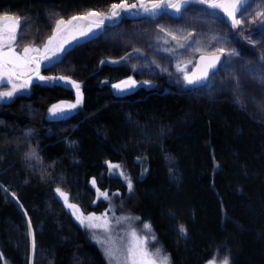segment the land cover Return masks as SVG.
I'll list each match as a JSON object with an SVG mask.
<instances>
[{"label": "trees", "instance_id": "16d2710c", "mask_svg": "<svg viewBox=\"0 0 264 264\" xmlns=\"http://www.w3.org/2000/svg\"><path fill=\"white\" fill-rule=\"evenodd\" d=\"M128 1L0 0V15L22 21L21 43L39 45L61 20ZM233 28L244 55L224 63L210 90L171 91L154 79L117 96L132 50L101 34L54 68L83 83V108L71 118L48 115L74 99L57 85L26 86L0 103V264H109L58 189L87 215L116 196L151 225L172 264H264V42L252 49Z\"/></svg>", "mask_w": 264, "mask_h": 264}, {"label": "rangeland", "instance_id": "374dc122", "mask_svg": "<svg viewBox=\"0 0 264 264\" xmlns=\"http://www.w3.org/2000/svg\"><path fill=\"white\" fill-rule=\"evenodd\" d=\"M225 1L229 5H237L232 9L236 19L239 20L238 24H234L233 20L228 18L225 12L204 11L200 8L199 0H188L179 12L172 9L170 13L160 20L154 21L152 18L133 19L131 23L121 30L119 29L117 33H112V28L117 27V25L113 26L117 22V16L121 17L123 21L128 17L124 13L123 8L117 9L116 12L118 14L114 16L115 18L111 16V9L106 14L90 16L96 22L77 20L57 41L58 56H56V60L75 45L104 34L109 39L111 38L110 42L112 46L117 45L123 49L132 50L130 52L132 56L130 55L129 59H126L127 61L124 62V66L129 73L128 78H134L139 86H143L146 83L149 84L154 79H165L168 82V90L186 91L190 87L183 83L184 77L196 65L199 55L203 53H223L226 56L225 64L236 61L244 55L239 42L241 40L234 36L233 24L236 28H240V35L243 36L242 42H245L252 49H255L264 42V14H261L264 13V0ZM142 2L150 7L153 0H129L127 3L129 6L133 4L137 5V7H134L135 14L139 15L142 13L140 7ZM5 17H9L10 19H5ZM14 19L18 18L10 14L0 15V49L12 48L21 52L23 50H21L20 46H23L22 49L25 47L40 49L39 52H29L27 56L41 53L42 46L46 42L39 45L32 41L24 44L19 43L22 22L20 19H18L20 27L17 33H10L6 30V23ZM66 25L67 23L61 25L60 30ZM30 28L32 29L33 27L30 26ZM13 34L15 35V40L9 39ZM173 36L176 39H173ZM169 43L178 45V52L170 51V46L168 45L162 46ZM147 47L148 51L146 52ZM120 81L116 80L115 82L118 83ZM75 84L79 85L80 102L77 103V88L75 87V90H72L74 99L57 102L52 105L48 113L50 117H52V109L55 105L68 106L74 104L76 105L73 107L75 113L83 108L85 97L83 83L75 81ZM211 87L212 82L205 88L210 90ZM8 91L12 90L8 89V87L1 88L0 93ZM17 93L15 91L11 97L0 98V103H9ZM61 193L65 195H61ZM57 194L64 201L76 220L89 231L92 240L101 247L109 264H132L133 258L128 255V249L134 245L138 249L137 257H139L140 252H143L147 254L144 257L145 259L150 258L156 264H161L163 257H167V264H172L170 256L163 247V243L155 235L152 228L148 229L145 227L146 224H149L142 221L137 215L124 209L122 206L124 202L121 201L120 203L118 201L120 199L116 196L111 198L110 206L105 212L87 215L72 201L68 193L59 189ZM65 196L67 199H65ZM70 204L76 207L70 208ZM81 214L83 217L92 216L100 219L85 220V223L82 224L80 219L77 218ZM90 223L98 224L100 227H89L88 224ZM105 228L108 231H105ZM132 232L137 234L140 238L139 241H136L132 237ZM101 240L106 241V243H100L99 241ZM109 248L114 251L116 260L109 257L106 251Z\"/></svg>", "mask_w": 264, "mask_h": 264}, {"label": "snow or ice", "instance_id": "6c2138e0", "mask_svg": "<svg viewBox=\"0 0 264 264\" xmlns=\"http://www.w3.org/2000/svg\"><path fill=\"white\" fill-rule=\"evenodd\" d=\"M188 0H153V2L151 3L150 7L146 6L143 2L140 4V7L144 8L145 11H155L156 9H161V8H171V9H174L176 12H179L181 7L187 3ZM200 3H208L210 7L212 8H224V10L226 12H228V15L232 17V20H233V23L234 24H238L239 23V20L236 19L235 17V14L232 12V11H229V7L231 8H235L237 5L236 4H231V5H225V4H220V3H216L214 2V0H199ZM128 7H137V5L133 4L131 6L125 4V3H120V4H113L112 5V11H111V16H116L118 13L116 12V9L117 8H128ZM261 14H264V13H261ZM94 15H97L96 13L94 12H90L87 14V16H94ZM85 17H72L71 20L65 22L63 20L59 21L56 25V28H57V31L60 30V27L61 25H64L65 23L67 24H71L73 20H77V19H83ZM5 19H10L9 17H5ZM14 25L18 26L19 25V20L18 19H14ZM13 33L15 32V27H13L12 29ZM189 35H191V33H189ZM9 39L11 40H15V35H11L9 37ZM173 39H176L175 36H173ZM51 40H49V44H51ZM183 46V45H181ZM48 48L47 46H45V49L44 51L47 52ZM40 49L39 48H30V47H25L23 49V53L24 55L23 56H20V55H17L14 51H10V52H7V53H4V52H0V76H3V75H7L9 80L12 79V76L15 75L14 72H9L6 68V65H13V66H18L19 62H23V63H31L32 62V59H29L27 57V54L29 52H39ZM222 51V50H221ZM17 78H19V76H17ZM39 79L41 80H64L65 78L64 77H44V76H40ZM30 83V79L29 80H26L23 84L19 85L20 88H23V87H26L28 84ZM73 84H75V82H71ZM135 82L132 81V82H128V81H125V82H122V84H117V85H114L115 88H121L122 85L123 86H131V84H134ZM189 83H192L191 80H189ZM75 87L77 88V103L80 102V95H79V85L78 84H75ZM17 90V85L16 84H13L12 85V91H8V92H2L0 93V98L2 97H11L14 92ZM76 105H68V107H75ZM63 109L61 108L60 105H55L53 106V109L52 111L53 112H56V111H62ZM30 155H33L35 156V152L31 153ZM114 167H119L118 165H115ZM93 184H95V181H93ZM129 188H131V182L129 181ZM59 191V189L57 190ZM61 195H65L64 193H61ZM102 195H104L105 197L107 196L106 193H102ZM65 199H67V197L65 196ZM70 208H75L76 206L75 205H69ZM78 219H80L81 223H85V220L87 221H92L94 219H100V218H96V217H92V216H89V217H83L82 214L81 216H78L77 217ZM89 227H100V225L98 224H88ZM146 228L150 229L151 226L150 225H145ZM105 231H108L107 228H105ZM180 232L181 233H184L186 232V229H184L183 227H181L180 229ZM132 237L136 240V241H139L140 238L137 236V234L135 232H132L131 233ZM154 239V237H153ZM100 243H106V241H99ZM137 246L134 245L132 247H130L128 249V255L130 257H132V264H156V262L150 258L148 259H145L144 257L147 255L146 253H143V252H140V255L139 257H137ZM108 252V255L111 259L113 260H116V256H115V253L114 251L109 248L106 250ZM161 264H167V257H163L162 258V262ZM221 264H229V261L227 258H225Z\"/></svg>", "mask_w": 264, "mask_h": 264}, {"label": "flooded vegetation", "instance_id": "af4514ba", "mask_svg": "<svg viewBox=\"0 0 264 264\" xmlns=\"http://www.w3.org/2000/svg\"><path fill=\"white\" fill-rule=\"evenodd\" d=\"M199 5L201 6L200 8L203 9L206 12H221L224 13L225 11L222 8H217V9H210L206 3H200ZM142 11L144 8H142ZM124 13L128 15L127 19L131 20H139L140 18H137L138 15L135 14V9L132 7H128L124 9ZM170 10L168 8H161V9H156L155 11H149L148 12V17L147 18H152L154 21L155 20H160L163 19L164 16H166L168 13H170ZM117 11V9H116ZM131 15V16H129ZM227 16V15H226ZM117 18H120L117 16ZM121 19V18H120ZM123 20L121 19V22ZM67 31V29L63 32L60 33L58 38L52 43L48 44L47 42L42 46L41 53H37L33 56H27L29 59H32L31 63H25L23 66H13L11 64L6 65V68L9 72H14L15 75L12 76V79L9 80L7 75L0 76V90L1 88H7L12 90V85L16 84L17 85V92L19 93L23 89L26 90V87L20 88L19 85L23 84L26 80L30 79V83L27 85V87H30L31 85L33 86L34 84H41V85H57L59 87L65 88V89H70V90H75V84L71 85V82H74L73 79L70 76L64 75V74H54V68L56 67L57 63L63 58L65 53L61 57H59L58 60H56V56H58V50L56 47L57 41L59 38ZM45 46H47L48 50L47 52L44 51ZM21 50H23V46H20ZM7 49H12V48H7ZM5 50H1L0 52H4ZM15 50V49H13ZM20 52V50H17ZM22 55L23 51L20 52ZM35 56V57H34ZM19 76V78H17ZM40 76L44 77H64V80H59L55 82V80H41L39 79ZM61 101H66L61 100ZM59 101V102H61Z\"/></svg>", "mask_w": 264, "mask_h": 264}, {"label": "water", "instance_id": "95a60500", "mask_svg": "<svg viewBox=\"0 0 264 264\" xmlns=\"http://www.w3.org/2000/svg\"><path fill=\"white\" fill-rule=\"evenodd\" d=\"M214 2L229 5L225 0H215ZM124 3L128 5L127 2H124ZM207 6L211 9H216V8L210 7L208 3H207ZM117 9H119V8H117ZM168 9H171V8H168ZM222 9L224 10V8H222ZM229 11L233 12V9L231 7H229ZM148 12L149 11L143 10L142 13L137 16V18H142L143 16L147 15ZM226 14L228 15V12H226ZM129 16H131V15H129ZM76 17H85L83 19H77V20H84L87 22H95V20L92 19V17H90V16L79 15ZM228 17L232 19L231 16L228 15ZM75 21L76 20H73L71 24H67L63 29L56 31L55 34L49 39L52 41L51 44L58 38V36L60 35L61 32L65 31ZM120 23H121V19L118 18L117 23L113 24V26H116ZM13 27H15L14 33H17L19 30V25L18 26L14 25V20L7 22L5 25L6 30L10 33H13V31H12ZM49 40L47 41V43L49 42ZM10 51H14L17 55L23 56L19 51L13 50V49H7L6 51H4V53L10 52ZM225 60H226V56L223 53H213V54L203 53V54L199 55L197 62H196V65L193 67V69H191L185 75L183 83L188 85L190 88H193V89L204 88L205 86H207L210 83L212 78L221 70V68L223 67V65L225 63ZM24 64L25 63H23V62H19L18 66H23ZM189 80H191L192 83H189ZM125 81H128V82L134 81L135 83L131 84V86H123L122 85V87L119 89L114 87V85L122 84V82H125ZM70 84L73 85V83H71V81H70ZM114 85H113V90H114L115 94L117 96H120V97L131 96V95L135 94L139 89L138 82L133 78L124 79V80H122V81H120ZM61 108L63 109L62 111L52 112V119L54 121H56V122L65 121V120H68L69 118H71L73 115H75V110L73 107H68V106L62 105Z\"/></svg>", "mask_w": 264, "mask_h": 264}, {"label": "bare ground", "instance_id": "6f19581e", "mask_svg": "<svg viewBox=\"0 0 264 264\" xmlns=\"http://www.w3.org/2000/svg\"><path fill=\"white\" fill-rule=\"evenodd\" d=\"M175 15V14H174ZM172 16V15H171ZM176 16V15H175ZM174 17V16H173ZM115 18V17H114ZM121 18V17H120ZM117 19V18H116ZM178 19H180V18H178ZM114 21V20H113ZM116 22V21H115ZM115 24V23H114ZM126 25V24H125ZM235 26V25H234ZM234 29V28H233ZM19 43H21V42H19ZM197 90V89H196ZM226 96V95H225ZM230 97V96H229ZM32 234V233H31ZM33 247V246H32ZM32 254V253H31Z\"/></svg>", "mask_w": 264, "mask_h": 264}]
</instances>
